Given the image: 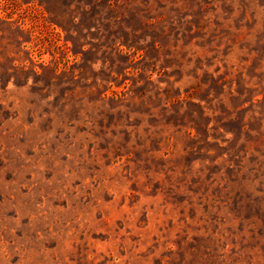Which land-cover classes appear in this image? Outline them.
Returning <instances> with one entry per match:
<instances>
[{"label": "rangeland", "instance_id": "1", "mask_svg": "<svg viewBox=\"0 0 264 264\" xmlns=\"http://www.w3.org/2000/svg\"><path fill=\"white\" fill-rule=\"evenodd\" d=\"M0 264H264V0H0Z\"/></svg>", "mask_w": 264, "mask_h": 264}]
</instances>
